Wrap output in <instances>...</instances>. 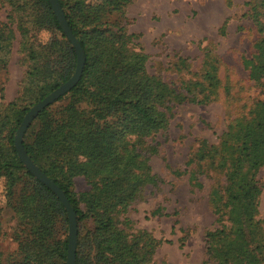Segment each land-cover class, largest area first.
Returning a JSON list of instances; mask_svg holds the SVG:
<instances>
[{
    "label": "trees",
    "instance_id": "trees-1",
    "mask_svg": "<svg viewBox=\"0 0 264 264\" xmlns=\"http://www.w3.org/2000/svg\"><path fill=\"white\" fill-rule=\"evenodd\" d=\"M0 1L29 6L36 13L35 24L50 32L39 50L29 52L31 59L41 60L32 71L38 78L33 82L40 84L33 103L73 74L76 53L48 0ZM58 1L83 49L84 64L76 84L33 118L23 134V147L75 212L74 264H147L162 240L120 226L127 221L120 220L121 214L154 180L147 158L130 141L166 128L170 102H206L224 84L208 58L201 80L183 83L185 94L149 74L146 55L128 46L132 35L119 20H108L111 14L121 15L131 0ZM258 14L256 10L250 16L258 22ZM10 39V31L0 35V68L5 67ZM55 44L60 53L52 57L49 48ZM243 64L249 79L264 85V48L245 57ZM12 104L11 120L0 117V178L17 215L21 240L7 261L0 249V264H65L67 213L59 197L18 157L14 134L28 107L14 109ZM230 128L232 141L226 137L209 145L203 140L191 158L200 167V160L207 158L225 168L223 183L210 192L218 225L205 232L206 252L214 264H264L263 229L255 219L260 191L255 174L264 164V100ZM217 152L223 155L215 158ZM78 175L86 179L88 189L74 191L73 178ZM1 231L0 224V236Z\"/></svg>",
    "mask_w": 264,
    "mask_h": 264
},
{
    "label": "rangeland",
    "instance_id": "rangeland-1",
    "mask_svg": "<svg viewBox=\"0 0 264 264\" xmlns=\"http://www.w3.org/2000/svg\"><path fill=\"white\" fill-rule=\"evenodd\" d=\"M259 3L260 0H131L121 15L108 17L119 20L126 33L132 35L128 46L146 55L147 72L178 92L185 94V81L201 80L209 67L207 58L226 86L206 102H170L166 128L130 141L147 158L154 180L144 185L121 214L120 220L127 221L120 226L129 233L144 230L162 240L147 264H214L206 252L205 232L218 225L210 192L215 184L223 183L225 168L222 162L216 165L207 158L200 160V167L191 158L203 140L209 145L226 137L232 141L231 123L251 111L258 100H264V85L250 80L243 64L245 57L264 48V2L262 6ZM256 10L258 22L250 16ZM35 14L29 6L0 1V35L11 33L5 67L0 68V117L10 120L9 103L14 109H29L37 102L32 103L40 84L33 82L38 78L32 71L41 60L31 59L29 52L39 50L50 32L35 24ZM49 49L52 57L60 53L57 44ZM219 155L223 152L215 153V158ZM255 178L260 186L255 219L264 235V164ZM73 179L74 191L89 188L82 175ZM4 184V178H0V249L7 261L8 255L18 250L21 234Z\"/></svg>",
    "mask_w": 264,
    "mask_h": 264
},
{
    "label": "water",
    "instance_id": "water-1",
    "mask_svg": "<svg viewBox=\"0 0 264 264\" xmlns=\"http://www.w3.org/2000/svg\"><path fill=\"white\" fill-rule=\"evenodd\" d=\"M56 18L61 25L63 32L66 34V37L71 42L75 53H76V67L73 74L59 86L54 88L51 92L46 94L42 99L35 102L24 114L20 124L17 127V130L14 134V147L16 149L18 157L21 159L25 167L40 181H42L46 186H48L61 200L68 217V238H67V253H66V262L65 264H74L75 261V249L77 241V221L75 212L59 186L54 183L43 171H41L38 166L30 159L26 153L23 144L22 138L25 130L38 114V112L48 105L49 103L56 100L59 96L67 92L72 86L78 81L82 67L84 64V52L83 49L75 36L73 35L70 27L68 26L67 20L64 16V13L61 9L58 0H48Z\"/></svg>",
    "mask_w": 264,
    "mask_h": 264
}]
</instances>
